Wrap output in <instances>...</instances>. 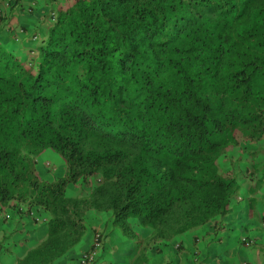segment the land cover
Instances as JSON below:
<instances>
[{
    "label": "trees",
    "instance_id": "1",
    "mask_svg": "<svg viewBox=\"0 0 264 264\" xmlns=\"http://www.w3.org/2000/svg\"><path fill=\"white\" fill-rule=\"evenodd\" d=\"M31 1L0 2V208H34L46 231L19 264L67 254L88 211L155 243L226 215L223 158L264 137V0Z\"/></svg>",
    "mask_w": 264,
    "mask_h": 264
},
{
    "label": "crops",
    "instance_id": "2",
    "mask_svg": "<svg viewBox=\"0 0 264 264\" xmlns=\"http://www.w3.org/2000/svg\"><path fill=\"white\" fill-rule=\"evenodd\" d=\"M48 5H44L43 16L46 13L48 16ZM42 8L43 4L39 9ZM43 16L35 19L40 25L38 29L47 25ZM245 147H232L223 158L226 170L237 182L236 197L241 198L237 200L235 197L226 215L211 219L170 241L155 243L152 233L140 229L137 224H133L136 234L133 240L112 228L109 214L88 211L86 233L77 245L53 264H67L87 251L95 232H102L104 236L100 258L106 264H193V257H196L197 264H264V137ZM37 171L41 179L54 180L55 173L50 176L43 167ZM73 196L80 195L74 193ZM4 212L0 211V264H19L29 251L46 239V231L14 210ZM4 214L10 215L9 220ZM5 222L12 224L2 228ZM242 238L253 244L242 243Z\"/></svg>",
    "mask_w": 264,
    "mask_h": 264
},
{
    "label": "built area",
    "instance_id": "3",
    "mask_svg": "<svg viewBox=\"0 0 264 264\" xmlns=\"http://www.w3.org/2000/svg\"><path fill=\"white\" fill-rule=\"evenodd\" d=\"M9 2V0H7ZM8 4L5 3V6ZM1 15V10H0ZM38 39V35L34 34L31 37L32 41H36ZM240 199V198H239ZM25 215L32 218L36 223H42L44 221L43 218L39 217L34 213L33 211H26ZM8 218V216H6ZM242 243H246L249 245H252L253 242L249 241L246 238L241 239ZM104 246V237L100 232H96L93 237L92 245L91 247L83 252L79 257L73 258L67 262V264H104L100 260V254ZM193 264H197L196 257H193Z\"/></svg>",
    "mask_w": 264,
    "mask_h": 264
},
{
    "label": "rangeland",
    "instance_id": "4",
    "mask_svg": "<svg viewBox=\"0 0 264 264\" xmlns=\"http://www.w3.org/2000/svg\"><path fill=\"white\" fill-rule=\"evenodd\" d=\"M35 14H38L37 11ZM12 23L16 27V21L14 19L12 20ZM45 163H49L51 165V168H55V172L52 173L51 171H49L47 169V167H45ZM36 166H37L36 167L37 170L40 167H43L50 176L54 175V173H55V175L53 176V179H57V178L61 177V175H63V171L65 169V163H64L63 159H61V157L57 153L52 152L51 150H47V151L43 152L40 156H38ZM74 193H79L80 196L85 195L87 193V189L83 190L79 186H75L73 191L72 190L69 191V194L72 196L74 195ZM8 224L11 225L12 222L3 223L2 228L6 227Z\"/></svg>",
    "mask_w": 264,
    "mask_h": 264
},
{
    "label": "clouds",
    "instance_id": "5",
    "mask_svg": "<svg viewBox=\"0 0 264 264\" xmlns=\"http://www.w3.org/2000/svg\"><path fill=\"white\" fill-rule=\"evenodd\" d=\"M37 31V30H36ZM38 32V31H37ZM37 35H38V33H36ZM29 41H32L31 39H29ZM32 42H36V41H32ZM45 167H47V169L49 170V171H51L52 173L53 172H55V168H51V165L49 164V163H45ZM237 198V200H240L241 198L240 197H236ZM240 198V199H239ZM13 208H14V205H13V203H10V205L8 206V208H0V211L2 212L3 211V213H5L4 211H6V210H13ZM26 211H33L34 213H36V211L34 210V208H30L29 206H22L21 208H19V212L20 213H23V215L25 216V217H27V218H30V217H28V216H26L25 215V212ZM37 215V214H36ZM6 216H8V218H6ZM38 216V215H37ZM4 218L6 219V220H9V218H10V215L9 214H4ZM32 221H33V223L34 224H36V225H42V223H36L32 218H30ZM44 219V218H43ZM45 220V219H44ZM44 222V221H43ZM96 233V232H95ZM94 233V234H95ZM102 234V233H101ZM103 235V234H102ZM103 248H104V246H103ZM102 251H103V249H102ZM101 251V252H102ZM101 255V254H100ZM71 260V259H70ZM100 260H101V258H100ZM104 264H106V263H104Z\"/></svg>",
    "mask_w": 264,
    "mask_h": 264
}]
</instances>
